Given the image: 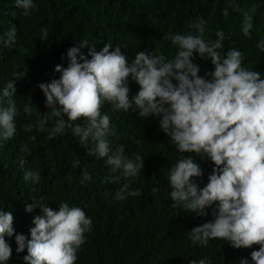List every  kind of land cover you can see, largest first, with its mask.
<instances>
[{
	"label": "trees",
	"instance_id": "16d2710c",
	"mask_svg": "<svg viewBox=\"0 0 264 264\" xmlns=\"http://www.w3.org/2000/svg\"><path fill=\"white\" fill-rule=\"evenodd\" d=\"M33 3L35 8L25 15L23 9L15 7V0H0V37H5L12 26L17 29L11 46L0 41V95L12 80L17 106L14 137L0 139V209L14 214L15 233L30 239L33 219L43 215L42 207L58 211L60 204L67 203L80 207L92 220L85 243L77 251L76 264H190L191 261L198 264L200 259H206L207 264H240L242 259L253 264L251 252L258 251V245L235 249L224 239H211L207 246L190 240L188 233L194 227L214 221L213 209L217 206L206 208L207 215L203 216L182 205L174 207L168 175L181 156L191 158L202 172L192 178L199 190L207 184L215 165L196 153H180L161 131L159 118L139 117L135 108L125 112L105 103L102 111L110 116V127L115 130V135L107 137L112 152L123 146V154L128 158L139 154L144 159L140 173L129 178L120 170L113 172L106 165V158L89 155L96 146L91 138L87 144H81L71 128L63 135L50 137L48 132L38 131L36 125L46 112L50 114L38 85L59 79L55 67H67L68 49L80 48L83 41H87L88 48L97 50L106 44L119 47L129 64L139 51L173 59L178 49L168 39L169 34H196L190 25L203 20L206 42L215 41L216 33L223 31L221 56L229 49L241 51L242 66L260 72L264 78V52L256 47L264 39V0H33ZM245 12L252 16L249 36L242 31ZM88 48H80L79 54L87 55ZM193 63L200 67L201 77L210 79L205 74L214 68L208 57L194 54ZM128 85L131 99L139 86L131 77ZM25 105L32 108L31 114L24 112ZM54 119L47 128L51 129ZM75 123L82 125L84 121ZM28 125L32 126L31 131L26 130ZM25 146L27 151H21ZM27 170L39 173L38 183L24 180ZM85 170L91 180L82 184ZM125 184L129 190H139L141 195L118 200L115 194ZM154 188L158 191L153 192ZM39 200L43 202L36 204ZM27 205H34L31 213L25 211ZM5 239L12 249L6 264H25L27 249L17 253L15 235Z\"/></svg>",
	"mask_w": 264,
	"mask_h": 264
},
{
	"label": "clouds",
	"instance_id": "9594fccd",
	"mask_svg": "<svg viewBox=\"0 0 264 264\" xmlns=\"http://www.w3.org/2000/svg\"><path fill=\"white\" fill-rule=\"evenodd\" d=\"M15 7L28 15L35 4L33 0H15ZM190 27L196 29V34H169L168 39L178 49L173 59L139 51L129 64L121 48L106 44L97 50L88 48L87 41L80 45L89 49L87 55L79 54L77 47L68 49V66L55 67L59 79L38 85L50 114L46 112L37 121V130L55 137L71 128L81 144H87L91 138L96 146L89 155L106 158V165L113 172L120 170L129 178L140 173L144 159L139 154L128 158L123 154V146L112 152L107 137L115 135V130L110 127V116L102 109L107 103L125 112L135 108L139 117L159 118L161 131L180 153H196L215 165L207 184L199 190L192 178L202 172L191 158L181 156L168 175L174 207L182 205L203 216L207 215L206 208L217 206L213 209V222L194 227L188 233L192 243L207 246L211 239H224L235 249L258 245L259 250L251 252V260L253 264H264V78L260 72L242 66L241 51L229 49L221 56L223 31L216 33L215 41L206 42L203 20ZM252 28V16L245 12L243 34L249 36ZM16 34L17 29L12 26L0 41L11 46ZM256 47L264 52V39ZM194 54L209 58L214 70L205 76L210 79L199 75L200 67L193 63ZM129 77L139 86L131 99ZM15 94L11 80L0 95L2 140H10L16 132ZM32 111L25 105V113ZM53 118L49 129L46 125ZM81 119L82 125L75 123ZM31 127L26 126V130L31 131ZM21 151H27L26 146ZM23 178L36 184L40 175L27 170ZM86 180H91V176L85 170L81 183ZM155 191L158 189L154 188ZM115 195L118 200H125L138 197L141 192L129 190L125 184ZM33 208L34 205H27L25 211L31 213ZM41 211L43 215L33 219L29 239L15 233L14 214L0 209V264H6L11 257L12 249L5 237L13 235L17 253L27 249L25 264H76L77 251L91 229V218L80 207L67 203L60 204L58 211L49 207H42ZM198 264H207L206 259H200ZM240 264L248 261L242 259Z\"/></svg>",
	"mask_w": 264,
	"mask_h": 264
}]
</instances>
